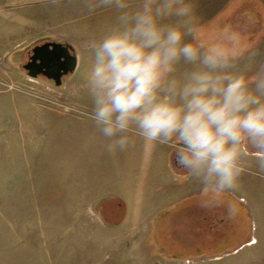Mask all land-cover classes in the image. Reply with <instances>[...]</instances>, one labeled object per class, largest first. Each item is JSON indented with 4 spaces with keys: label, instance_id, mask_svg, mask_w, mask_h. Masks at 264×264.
I'll return each mask as SVG.
<instances>
[{
    "label": "rangeland",
    "instance_id": "1",
    "mask_svg": "<svg viewBox=\"0 0 264 264\" xmlns=\"http://www.w3.org/2000/svg\"><path fill=\"white\" fill-rule=\"evenodd\" d=\"M244 1L217 12V0H187L209 39L230 25L261 63L264 35L250 40L264 25L258 30L241 19L248 18ZM121 11L105 0H50L12 13L0 5V264H254L264 244V167L255 147L245 145L250 155L237 187L211 200L179 166L170 173L176 157L168 145L133 137L122 151L106 150L109 140L90 118L89 46ZM49 33L77 44L78 67L61 86L15 65ZM178 196L179 203L162 205ZM194 202L219 209L222 227L188 225L196 210L174 224L176 211ZM146 206L155 209L152 218H142ZM254 238L259 245L244 248Z\"/></svg>",
    "mask_w": 264,
    "mask_h": 264
},
{
    "label": "clouds",
    "instance_id": "2",
    "mask_svg": "<svg viewBox=\"0 0 264 264\" xmlns=\"http://www.w3.org/2000/svg\"><path fill=\"white\" fill-rule=\"evenodd\" d=\"M117 23L90 44L91 120L124 150L168 145L206 200L237 187L245 145L264 167V62L225 25L209 39L187 0H105ZM131 134V135H130Z\"/></svg>",
    "mask_w": 264,
    "mask_h": 264
},
{
    "label": "crops",
    "instance_id": "3",
    "mask_svg": "<svg viewBox=\"0 0 264 264\" xmlns=\"http://www.w3.org/2000/svg\"><path fill=\"white\" fill-rule=\"evenodd\" d=\"M45 1H50V0H0V5L2 6L3 9L9 11V13L10 12L12 13V11H14L16 9H23L25 7L30 8V7L35 6L36 4H39V3H42V2H45ZM228 1H231V0H217V3H219V5H220L219 8L217 9V12L220 11V9H222L223 3H226ZM244 2L246 3L245 4L246 6L244 7V9H241V10L245 11V14H246L245 16H248V18L246 17L248 20L246 18H244V17H241V19L246 20L247 22L250 21V25H252L255 28L257 27L258 30H259L260 27L264 25V0H248V1L245 0ZM246 11H249V13H246ZM210 17H213V16H210ZM261 32H263V31H261V29H260L257 33L252 34L253 36L255 35L256 38H254L252 36L253 39L250 40V42H252V41H254V42L259 41L260 42L261 41L260 39H262L261 35H264V32L263 33H261ZM49 34H51L52 37H46V38L59 39V40H63V41H66V42L70 43L74 47V49H75V51H76V53L78 55V63H79V54H78V50L76 48L77 44L74 42V40H72L71 37H70L71 38L70 39L69 36L67 34H65V33H56V34L49 33ZM258 34H261V35H258ZM250 36L251 35H249V37ZM43 39H45V38H43ZM24 41H26V39H24L19 44H16V46L20 45ZM16 46L14 48H16ZM15 65H17V64H15ZM170 173L174 176V171H172L171 169H170ZM174 179H176V176L174 177ZM25 180H27L26 174L24 175L22 181H25ZM181 185L182 184H179V186H176V187L177 188H182ZM155 187H157V185H155ZM194 193H197V192H194ZM182 198H183V196H182ZM181 200L182 199L179 196L178 197H174V198H170L169 200L164 201L162 205L163 206H169V205L171 206V205L179 203ZM126 208H127V210L129 209V204L128 203H127ZM154 210L155 209L150 208L149 206H146L145 209H144V213L141 214L142 218H152L154 216ZM220 215H222V214L218 213L217 218H219ZM254 241H255V238L250 240V241H248V242H246L245 243L246 246L243 245L244 248H249V247L255 248L257 245H259L257 243L255 244ZM241 247L242 246H240L239 248H236L234 250V252L239 250L238 251V253H239L241 251L240 250ZM220 257L221 256H216V258H220ZM254 257H255L254 258L255 261L253 262L254 264H264V244H262L259 247V251L254 254Z\"/></svg>",
    "mask_w": 264,
    "mask_h": 264
},
{
    "label": "water",
    "instance_id": "4",
    "mask_svg": "<svg viewBox=\"0 0 264 264\" xmlns=\"http://www.w3.org/2000/svg\"><path fill=\"white\" fill-rule=\"evenodd\" d=\"M33 66L37 70H33ZM78 67V55L74 47L63 40L46 41L33 48L28 63L24 66L25 73L32 78H42L39 75L44 73L46 81L54 80L55 86L63 84V78L69 77ZM51 71L54 75L46 72Z\"/></svg>",
    "mask_w": 264,
    "mask_h": 264
},
{
    "label": "flooded vegetation",
    "instance_id": "5",
    "mask_svg": "<svg viewBox=\"0 0 264 264\" xmlns=\"http://www.w3.org/2000/svg\"><path fill=\"white\" fill-rule=\"evenodd\" d=\"M52 40H59V39L45 38L27 47L25 51H23L22 53H19L18 56L14 59L15 64H17L16 66H18L22 71H25L24 66L28 63L30 56L33 53V48L38 44H42L43 42L52 41ZM32 68L33 70L34 69L37 70V67L35 66H33ZM46 73L49 75L50 74L54 75V73L51 71H48ZM39 76L47 79V76L44 75V73H41ZM66 78L67 77L63 78V83L65 82L64 80ZM50 82L53 83V85H55L54 80H50ZM174 162H175V165L178 166L176 163V159ZM189 210H196L197 214L195 213L194 218L191 216L190 219H187L188 225H190L189 222L191 224H196V225L198 224L202 225L203 222H207L209 223L207 230L210 232L220 228V225H219L220 221L217 220L218 213H220L219 209L212 207L210 210H207V209H204L202 206H200L199 203H195V202L187 207L180 208L179 210L176 211V214L172 216L174 224H182V214H185V213L187 214V212H190ZM183 218H186V216Z\"/></svg>",
    "mask_w": 264,
    "mask_h": 264
},
{
    "label": "trees",
    "instance_id": "6",
    "mask_svg": "<svg viewBox=\"0 0 264 264\" xmlns=\"http://www.w3.org/2000/svg\"><path fill=\"white\" fill-rule=\"evenodd\" d=\"M172 168H173V171L174 172H177V173H179V170H178V167L175 165V162L172 164ZM176 170V171H175ZM184 175H186V174H184ZM185 177V176H184ZM124 205V204H123ZM121 219V218H120ZM115 223V222H114ZM116 224V223H115ZM220 227H222V225H220ZM206 229V231H208L207 229H208V226L206 225V227H205Z\"/></svg>",
    "mask_w": 264,
    "mask_h": 264
}]
</instances>
